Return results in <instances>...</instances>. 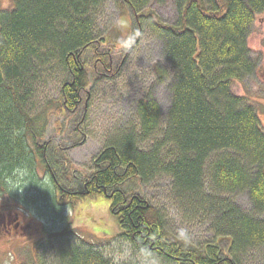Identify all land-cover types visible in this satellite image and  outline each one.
Masks as SVG:
<instances>
[{"label":"trees","instance_id":"trees-1","mask_svg":"<svg viewBox=\"0 0 264 264\" xmlns=\"http://www.w3.org/2000/svg\"><path fill=\"white\" fill-rule=\"evenodd\" d=\"M104 1L14 0L0 11V197L15 196L23 205L29 195L44 206L55 225L45 235L57 241L62 264H110L101 251L65 239L71 230L62 202L97 195L109 199L120 238L138 253L147 250L171 264H248L253 252L264 255V127L254 107L232 91L234 82L257 72L248 38L264 0H173L172 24L150 9L167 0H115L130 13L134 32L147 29L162 45L170 67L158 64L156 74L160 83L173 78L168 114L164 119L149 92L136 102L134 119L107 139L94 171L65 175L62 183L60 146L83 135L78 125L91 76L112 70L111 49L101 48L116 41L102 36L96 21ZM51 79H59L60 97L37 108ZM55 115L63 121L52 129ZM66 122L73 130H65ZM19 166L27 172L14 171ZM163 176L171 179L180 210L203 218L214 242L199 246L169 231L142 191ZM242 192L251 213L225 198ZM223 239L230 241L227 249ZM251 261L264 264V257Z\"/></svg>","mask_w":264,"mask_h":264},{"label":"rangeland","instance_id":"rangeland-1","mask_svg":"<svg viewBox=\"0 0 264 264\" xmlns=\"http://www.w3.org/2000/svg\"><path fill=\"white\" fill-rule=\"evenodd\" d=\"M13 4L14 0H0V11L11 8ZM150 9L167 23L172 24L176 20L177 11L173 0H167L165 4L153 2ZM99 10L96 19L98 30L105 38L116 41V43H106L101 48V51L111 49L112 70L104 76L102 74L91 76L88 95L84 96L85 118L82 120L83 123L81 122L82 125L81 123L78 125L83 135L65 134L70 136L69 141L62 142L60 146L64 151L60 160L65 170L57 177L62 183L65 182V175L71 179L74 174L88 175L94 171L95 157L103 149L107 139L115 130L134 119L136 102L149 92L155 93L164 119L170 106L172 75L160 83L156 74L158 64L170 67L162 56L160 41L147 29L145 32L143 30L139 33L134 32L130 13L122 11L115 0H105L102 9ZM125 36L130 37L126 46L120 42ZM248 46L252 58L258 63L257 72L242 81L234 82L232 91L236 96L243 97L245 104L254 107L264 127V13L256 17L248 38ZM94 63L98 65L95 59ZM96 69L102 73L101 69ZM60 89L59 79H51L39 93V99L36 100L37 108L48 100L59 99ZM37 111L38 109L33 111V114ZM61 118L59 115L53 117L52 129L60 127L63 121ZM77 119L80 118L76 117ZM57 121L59 123H56ZM63 125L65 130L74 128L69 127L68 122ZM37 175L38 179L45 183L47 179L42 168L38 170ZM171 187V179L163 176L145 185L142 191L145 197L162 211L168 229L174 236L182 238L180 233L183 230L188 236L186 240L196 245L202 246L207 242H214L217 237L210 225L201 217L193 219L190 214L188 217L185 216L172 198ZM73 190L75 192L76 188ZM26 197L27 200L23 201V205L20 198L16 199L15 196L4 194L0 197V214L10 218L18 215L21 221L20 227L11 229L10 233L5 228H0V264H62L55 251L57 241L45 235L47 229L55 228V225L49 223L50 215L41 210L45 209L44 206L34 205L29 200L30 196ZM225 198L232 200L248 213L253 211L247 193L229 194ZM62 203L63 218L66 219V223H70L71 230L70 234H66L68 238H65L66 240L101 251L110 264H114V253L121 247L133 251V255L122 264H141V260L147 264L143 254L136 252L129 242L120 238L119 221L112 213L111 203L107 197L85 196ZM221 244L227 249L230 241L223 239ZM257 255L264 257L258 252H253L249 255L248 264H256L251 258ZM162 264L171 263L162 260Z\"/></svg>","mask_w":264,"mask_h":264},{"label":"clouds","instance_id":"clouds-1","mask_svg":"<svg viewBox=\"0 0 264 264\" xmlns=\"http://www.w3.org/2000/svg\"><path fill=\"white\" fill-rule=\"evenodd\" d=\"M129 39L130 37L125 36L121 38L120 42L121 44L126 46ZM14 171H23L26 173L27 168L25 166H19ZM180 235L182 238L188 239L187 233L184 232L183 230L181 231ZM132 255H133V251L130 248H124V247L118 248L113 256L114 264H122L123 261L128 260ZM143 257L146 258L147 264H162V260L160 257L156 256L155 254L147 250H144ZM141 264H144V260H141Z\"/></svg>","mask_w":264,"mask_h":264},{"label":"flooded vegetation","instance_id":"flooded-vegetation-1","mask_svg":"<svg viewBox=\"0 0 264 264\" xmlns=\"http://www.w3.org/2000/svg\"><path fill=\"white\" fill-rule=\"evenodd\" d=\"M19 216L16 215L14 218L7 217L6 215L0 214V228L3 227L6 229L7 232L10 233L12 229H18L20 227L21 221L18 218ZM14 223V224H12Z\"/></svg>","mask_w":264,"mask_h":264}]
</instances>
